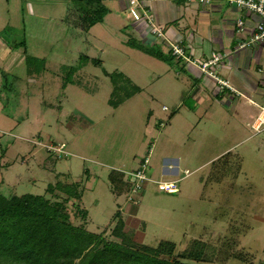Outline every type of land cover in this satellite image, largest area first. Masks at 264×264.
Listing matches in <instances>:
<instances>
[{
  "label": "rangeland",
  "instance_id": "obj_1",
  "mask_svg": "<svg viewBox=\"0 0 264 264\" xmlns=\"http://www.w3.org/2000/svg\"><path fill=\"white\" fill-rule=\"evenodd\" d=\"M158 1L139 0L145 18L136 21L131 0H106L109 15L86 33L71 1L0 0V193L45 195L50 184L81 183L91 232L120 211L142 244L174 242L179 254L199 239L251 260L208 264H264V134L217 103L219 86L206 91L182 63L149 53L172 52ZM119 74L136 94L115 108ZM138 170L178 181V192L144 181L138 202H129L135 183L127 174L129 189L114 195L109 175Z\"/></svg>",
  "mask_w": 264,
  "mask_h": 264
},
{
  "label": "trees",
  "instance_id": "obj_2",
  "mask_svg": "<svg viewBox=\"0 0 264 264\" xmlns=\"http://www.w3.org/2000/svg\"><path fill=\"white\" fill-rule=\"evenodd\" d=\"M46 1H71L75 26L86 33L110 13L106 0ZM149 53H155L169 65L173 64L172 52L169 55L155 51ZM119 75L121 81L114 80L116 88L110 100L115 108L136 94L132 91L133 82L124 74ZM76 84L83 87L81 81ZM86 89L90 91V88ZM114 95L120 96L116 99ZM49 151L60 156L54 150ZM125 175L122 171L109 175L114 195L120 196L129 189ZM83 196L81 183L61 182L50 184L45 195L6 196L0 193V264H208L226 263L230 259L251 261L248 254L231 252L199 239L191 240L188 248L179 254H176L177 245L174 242L162 240L156 247L142 244L135 239L132 229L126 228L120 211L108 228L101 233L91 232L87 227L89 211L80 203ZM71 212L80 219V224L72 221Z\"/></svg>",
  "mask_w": 264,
  "mask_h": 264
},
{
  "label": "crops",
  "instance_id": "obj_3",
  "mask_svg": "<svg viewBox=\"0 0 264 264\" xmlns=\"http://www.w3.org/2000/svg\"><path fill=\"white\" fill-rule=\"evenodd\" d=\"M155 7L156 20L164 29L171 42L169 44L179 45L185 52V58H174L173 63H182L184 68L195 72L201 79L202 87L213 92V88L218 87L215 80L201 72L192 61L207 60L212 54H221L223 65L219 67V76L228 80L233 90L222 89L214 94L216 101L231 109L232 116L242 124H253L264 106V44L250 41L258 18L229 0H209L208 3L200 0H172V3L160 0ZM239 20L245 23L243 31L239 30ZM136 28L140 30V26L136 25ZM140 31L142 34L143 30ZM148 31L146 29L145 32ZM252 44H257L256 48ZM260 99L263 104L259 103ZM198 101L204 104L206 97H199ZM170 162L166 160V163ZM172 163L179 165L176 160Z\"/></svg>",
  "mask_w": 264,
  "mask_h": 264
},
{
  "label": "built area",
  "instance_id": "obj_4",
  "mask_svg": "<svg viewBox=\"0 0 264 264\" xmlns=\"http://www.w3.org/2000/svg\"><path fill=\"white\" fill-rule=\"evenodd\" d=\"M178 1V0H175ZM203 3H208L209 0H200ZM231 4L235 5L236 7L240 8L241 10H245L249 12L252 15H255L258 20L255 24L253 36L251 38V42L255 43H261L264 44V0H229ZM142 7H144L139 0H131V7H130V14L136 21H141L145 18V16L142 14ZM151 23L154 20L153 18H150ZM148 20V23L150 24V21ZM238 26L240 27V31L244 30V21L239 20ZM155 25V24H154ZM158 27L161 31H157V34L159 36L163 35V30ZM185 52L184 49L179 45H172V56L176 59L185 58L184 56ZM194 64H196L201 72L208 75L210 78L215 80L217 85L221 89H230L233 90V87L231 86L230 82L228 80H224L219 76V67L223 65V56L220 54H212L207 60L202 61H192ZM252 130L256 135L264 134V106L260 109V112L255 119L254 123L251 126ZM49 150H54L56 152L65 153V145L62 146H47ZM149 159H146L145 165L148 163ZM144 165V166H145ZM126 175L128 174L132 180L135 183V186L133 187L130 195L127 196V200L129 202H138L136 199L139 192L142 189V182H154L158 185V189L161 192H166L168 194H174L178 192V181H168V182H155L148 178L146 174L143 172V170L138 171L136 173L133 172H124Z\"/></svg>",
  "mask_w": 264,
  "mask_h": 264
}]
</instances>
